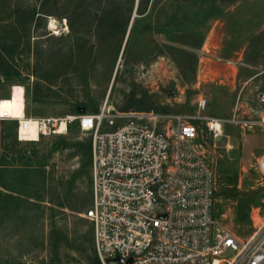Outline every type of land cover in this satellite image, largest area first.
Listing matches in <instances>:
<instances>
[{
  "label": "rangeland",
  "instance_id": "1",
  "mask_svg": "<svg viewBox=\"0 0 264 264\" xmlns=\"http://www.w3.org/2000/svg\"><path fill=\"white\" fill-rule=\"evenodd\" d=\"M215 1L197 0L189 9L176 0H0V38L14 26L21 35L15 46L3 40L0 98L14 97L22 86L26 114L33 118L95 113L108 105L117 111L220 119L223 134L216 140L206 121L197 119L215 163L214 214L246 236L264 222V186L256 171L264 127L251 124L258 114L257 94L264 89V0H218L216 13ZM32 8L44 13L26 27ZM175 9L182 20L188 16L185 25L195 28L194 39L203 35L200 47H184L197 55L186 60L195 66L189 78H183L175 61L180 53L168 46L176 44L158 31ZM103 14L107 30L100 33ZM51 19L57 21L54 27ZM126 20L122 36L116 27ZM16 127V120L6 123L0 151V181L7 187L0 185V264H99L92 223L84 215L92 202L90 156L78 146L88 145L91 133L75 122L64 134L19 141ZM41 157L46 187L61 180L63 187L72 188L76 210L57 206L48 189H35L37 174L23 167H34ZM25 185L40 199L26 203L14 192ZM12 195L20 199L14 201ZM239 204L247 214L244 220L238 219ZM256 209L261 219L254 226L251 213Z\"/></svg>",
  "mask_w": 264,
  "mask_h": 264
},
{
  "label": "built area",
  "instance_id": "2",
  "mask_svg": "<svg viewBox=\"0 0 264 264\" xmlns=\"http://www.w3.org/2000/svg\"><path fill=\"white\" fill-rule=\"evenodd\" d=\"M256 101L251 124L264 127V89ZM22 119L0 99V120L17 121L19 141L64 134L75 122L91 133L92 202L84 215L92 223L100 264H264V222L255 226L260 210L251 213L255 228L246 236L214 214L215 163L197 119L206 121L215 140L223 134L220 119L105 105L95 113L36 118L34 140L22 138ZM256 171L264 186V151Z\"/></svg>",
  "mask_w": 264,
  "mask_h": 264
},
{
  "label": "trees",
  "instance_id": "3",
  "mask_svg": "<svg viewBox=\"0 0 264 264\" xmlns=\"http://www.w3.org/2000/svg\"><path fill=\"white\" fill-rule=\"evenodd\" d=\"M178 1V3L180 2L182 5L184 4L186 7H188L189 9L193 8L194 5L197 3V0H176ZM218 1V0H217ZM217 1H215V3L213 4V8L216 11H218L219 9H221V7H219V4L217 3ZM18 6V5H17ZM13 12H18L19 9L17 7H13ZM42 13H44V11H36L34 8L31 9L30 13L25 17L26 21L25 23L27 24V26L31 25V23H35L42 15ZM186 15V14H185ZM116 18V19H115ZM114 18V23H116L117 21V16H115ZM185 19H181L180 17H178L177 14V10L175 9V13L169 14L167 15V18L165 20V22L162 25H159L158 31L159 32H163L167 35L168 39L176 44V45H168L169 48H171L172 50H174L175 52L180 53V57H175V61L180 69L181 75L183 76V78H189L191 76V74H193L194 70H195V66H189L186 64V60L191 58V57H197L196 53L192 50H189L187 48L184 47H188V48H198L201 46V39L203 37V35H201V39L200 40H196L194 39L195 37V31H194V27L193 26H187L185 25L186 19L189 20L188 16H184ZM105 19L104 14L102 15L101 21H100V25L97 27L98 32L100 33H105L106 32V28L105 26L102 25V20ZM191 19V18H190ZM126 21H123L122 23H120L119 26H117V33H119L120 35L125 34L126 31ZM106 25V24H105ZM72 26V25H71ZM13 27V26H12ZM18 27L14 26V28H10L9 29V36L3 35V38H0V51L4 50L3 47V40L5 39H9V41L15 46L16 42L18 41V38L21 36L18 33ZM102 35V34H101ZM2 43V44H1ZM182 45V46H180ZM1 55V53H0ZM4 60L3 57L0 56V61ZM4 76L14 79L16 78L15 75H12L13 72H9V71H2L1 72ZM79 148H83L85 147V150L83 151L84 154H89V156L91 155V142L88 145H83L82 143L78 144ZM23 170L24 172H30V173H36V180L37 182H34L35 185V189L38 190L39 192L42 191H47V183H46V179H47V174H46V169H45V158L41 157L39 160L36 161V165H33L34 167H28L30 165H28L27 163L24 164ZM25 178H27L25 176ZM28 179V178H27ZM0 185L3 186L4 188H7L5 185H3V183L0 181ZM60 188H62V190H60ZM14 192L19 193L20 195H23V197L25 198V202L29 203L31 198H37L34 196L35 192H32L28 189L27 185H25L24 189H13ZM2 191H0L1 193ZM48 193L51 196V201H53L57 206L59 207H68L71 208L73 210L74 209L73 205H72V196L74 197V193L72 188L66 186L63 187V183L61 180H57L56 181V186L55 187H50L48 189ZM3 196V195H2ZM5 197V196H3ZM12 197V200H18L20 198H17L15 196H10ZM37 199H40L39 197ZM238 212H239V220H244L247 218V214L244 212L242 205L239 204V208H238ZM54 241L52 242L53 246L55 248H57L58 245V240H56V238L53 239ZM98 259V257H97ZM99 261V259H98ZM100 264V262H99Z\"/></svg>",
  "mask_w": 264,
  "mask_h": 264
},
{
  "label": "bare ground",
  "instance_id": "4",
  "mask_svg": "<svg viewBox=\"0 0 264 264\" xmlns=\"http://www.w3.org/2000/svg\"><path fill=\"white\" fill-rule=\"evenodd\" d=\"M56 22L54 19H51L50 26L56 25ZM49 24V23H48ZM58 24V23H57ZM55 29V28H54ZM16 94H14V97H2L0 98L2 100V106H7L11 109V113L14 118L16 117H23L20 127V133L22 135V138L24 139H37L38 136V126L36 118L33 117H26L25 116V103L23 101V92L24 89L21 86L19 89H16ZM65 129V123L64 120L59 126V132H63ZM230 144V142L228 143ZM231 148L230 146H228Z\"/></svg>",
  "mask_w": 264,
  "mask_h": 264
},
{
  "label": "crops",
  "instance_id": "5",
  "mask_svg": "<svg viewBox=\"0 0 264 264\" xmlns=\"http://www.w3.org/2000/svg\"><path fill=\"white\" fill-rule=\"evenodd\" d=\"M10 121V120H0V151L2 149V145H3V140H4V131H3V128L5 127L6 123ZM16 129L17 127L15 128V134H16ZM17 136V134H16Z\"/></svg>",
  "mask_w": 264,
  "mask_h": 264
},
{
  "label": "water",
  "instance_id": "6",
  "mask_svg": "<svg viewBox=\"0 0 264 264\" xmlns=\"http://www.w3.org/2000/svg\"><path fill=\"white\" fill-rule=\"evenodd\" d=\"M216 58L219 59V60H222V61H229L227 59H223V58H219V57H216Z\"/></svg>",
  "mask_w": 264,
  "mask_h": 264
}]
</instances>
